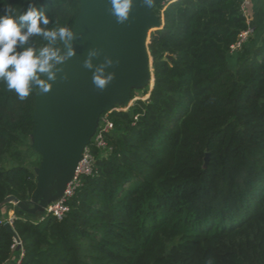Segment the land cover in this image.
<instances>
[{
	"label": "trees",
	"instance_id": "16d2710c",
	"mask_svg": "<svg viewBox=\"0 0 264 264\" xmlns=\"http://www.w3.org/2000/svg\"><path fill=\"white\" fill-rule=\"evenodd\" d=\"M28 2L6 0L17 12ZM241 4L156 7L163 27L150 34V97L102 115L113 126L107 149L92 140L93 173L81 178L62 219L16 217L22 264H264V25L232 54L249 27ZM39 6L49 28L74 29L78 0ZM38 91L21 101L0 83V206L9 197L28 202L37 189ZM14 246L0 227V264Z\"/></svg>",
	"mask_w": 264,
	"mask_h": 264
},
{
	"label": "water",
	"instance_id": "95a60500",
	"mask_svg": "<svg viewBox=\"0 0 264 264\" xmlns=\"http://www.w3.org/2000/svg\"><path fill=\"white\" fill-rule=\"evenodd\" d=\"M78 1L80 13L73 29L76 38L71 42L76 55L57 69L58 78L49 92L36 94V128L31 138L32 148L42 157L35 171L37 189L31 202L9 197L0 208L15 203L22 211L36 214L63 197L85 149L92 143L102 115L116 105L127 106L132 88L148 85L150 78L153 90L155 80L148 70L149 65L153 66L150 34L163 27L155 9L169 0H155L152 8L144 6L142 0H135L125 23H118L111 14L109 0ZM93 48L100 51L93 58L95 66L103 64L105 57L115 62L106 69L114 72L115 78L103 90L93 85L92 71L83 66L89 49ZM208 160L209 154L206 164ZM4 228L21 251L22 244L13 225L7 222Z\"/></svg>",
	"mask_w": 264,
	"mask_h": 264
},
{
	"label": "clouds",
	"instance_id": "9594fccd",
	"mask_svg": "<svg viewBox=\"0 0 264 264\" xmlns=\"http://www.w3.org/2000/svg\"><path fill=\"white\" fill-rule=\"evenodd\" d=\"M109 2L111 14L117 22L125 23L135 0ZM142 3L152 8L155 0H142ZM0 5L3 6L0 11V83L21 101L27 99L34 89L49 92L58 78L57 69L76 55L71 44L76 38L73 28L57 24L49 28L53 22L39 6V0H29L22 12H17L6 0H0ZM35 37L43 43L37 45ZM99 55L98 49H89L83 66L92 71L93 85L103 90L115 78L114 72L106 71L115 62L111 57H105L103 64L95 66L93 58ZM207 264H213V261L209 259Z\"/></svg>",
	"mask_w": 264,
	"mask_h": 264
},
{
	"label": "built area",
	"instance_id": "2783aa9c",
	"mask_svg": "<svg viewBox=\"0 0 264 264\" xmlns=\"http://www.w3.org/2000/svg\"><path fill=\"white\" fill-rule=\"evenodd\" d=\"M251 6V0H242L241 4V11L242 13L248 18V10ZM249 27L247 30L241 32L238 36V39L234 45L231 47V53H237L239 50L243 48L248 41L255 36L256 29L250 23L249 19ZM102 125H99L97 133L93 138L95 146L105 151L107 149V143L105 140V135L112 130V124L107 119V117L101 118ZM94 170V156L92 153V149L90 145L85 149L83 157L78 165L76 170L75 176L72 181L67 185V188L64 192L63 197L58 199L57 201L50 204L47 209L45 210L44 215L39 219L40 221L46 219L49 216H53L56 219H62L65 214L68 212V201L73 197L75 194L76 189L80 186L81 178L83 176L92 175ZM16 216H10L8 219H5L3 216H0V227L4 226L7 222L13 225ZM15 241V240H14ZM17 243L15 241V246L17 247ZM24 258V252L21 250L19 256L17 257L14 264H22Z\"/></svg>",
	"mask_w": 264,
	"mask_h": 264
},
{
	"label": "crops",
	"instance_id": "0c3cea01",
	"mask_svg": "<svg viewBox=\"0 0 264 264\" xmlns=\"http://www.w3.org/2000/svg\"><path fill=\"white\" fill-rule=\"evenodd\" d=\"M248 19L255 29L258 28L260 30L263 28V25H264V0H251V6L248 10ZM28 202H31V200ZM52 203L53 202H50L47 205V207ZM47 207L44 209L43 212H39L36 214H30V213L22 211L20 208H18V206L15 203H7L0 208V214L5 219H8L10 216H16V217L19 216V217H23V218L32 219V220H39L44 215ZM20 252L21 251H18L17 247H15L14 252L12 253L10 260L6 264H14L17 257L19 256Z\"/></svg>",
	"mask_w": 264,
	"mask_h": 264
},
{
	"label": "rangeland",
	"instance_id": "374dc122",
	"mask_svg": "<svg viewBox=\"0 0 264 264\" xmlns=\"http://www.w3.org/2000/svg\"><path fill=\"white\" fill-rule=\"evenodd\" d=\"M154 31H156V30H154ZM235 63H236V60H233L231 66L234 67ZM148 70L150 71L152 76H154L153 66L149 65ZM151 80L152 79L150 78L148 85H145L143 87H138V88H132V90H131V99H130V102H129V104L127 106L116 105L115 108L112 109V110L128 111L131 108L130 106H133L137 101H139V100H143V101L147 100L150 97L149 95H150V92H151L152 81H153V80L152 81ZM132 93H134V95H135L134 97H132ZM99 125H102V119L100 120ZM96 133H97V131H96Z\"/></svg>",
	"mask_w": 264,
	"mask_h": 264
}]
</instances>
